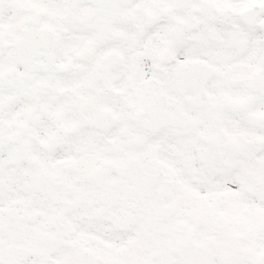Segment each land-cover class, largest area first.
<instances>
[{"label": "snow or ice", "instance_id": "1", "mask_svg": "<svg viewBox=\"0 0 264 264\" xmlns=\"http://www.w3.org/2000/svg\"><path fill=\"white\" fill-rule=\"evenodd\" d=\"M0 264H264V0H0Z\"/></svg>", "mask_w": 264, "mask_h": 264}]
</instances>
